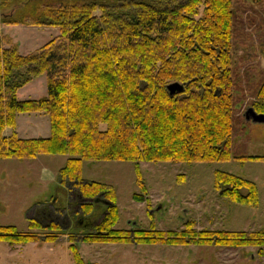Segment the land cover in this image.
Wrapping results in <instances>:
<instances>
[{
	"label": "trees",
	"instance_id": "obj_1",
	"mask_svg": "<svg viewBox=\"0 0 264 264\" xmlns=\"http://www.w3.org/2000/svg\"><path fill=\"white\" fill-rule=\"evenodd\" d=\"M0 7L12 8L0 26L60 30L22 54L0 27V159L68 154L60 182H73L88 199L81 205L83 213L96 211L102 198L106 205L96 226L106 234L87 235L84 241L129 242L131 235L113 227L118 219L114 186L82 179L85 160L209 162L232 157L233 0H0ZM43 74L47 94L18 99V91ZM174 81L183 83L184 90L171 95L167 86ZM258 96L255 108L264 112V84ZM36 112L49 115L50 135L20 137L18 114ZM8 128L13 131L7 133ZM248 158L264 156L240 157ZM215 183L228 185L223 194L233 201L258 200L256 183L236 174L217 170ZM219 233L218 243L264 246V231ZM135 235L138 242H179L141 230ZM39 237L0 225V240L10 244ZM69 247L84 264L79 247L73 242Z\"/></svg>",
	"mask_w": 264,
	"mask_h": 264
},
{
	"label": "rangeland",
	"instance_id": "obj_2",
	"mask_svg": "<svg viewBox=\"0 0 264 264\" xmlns=\"http://www.w3.org/2000/svg\"><path fill=\"white\" fill-rule=\"evenodd\" d=\"M11 9L0 7V18ZM0 27L8 43L18 44L22 54L60 33L52 26L2 23ZM231 53L229 160H85L82 179L114 186L118 219L113 227L131 234L129 242H101L84 241L83 237L106 234L96 228L104 217L105 201L102 198L91 214L83 213L81 205L88 199L73 182H60V169L68 154L0 159V225H14L21 233L41 235L39 240L27 243L0 240V264H79L69 247L71 242L79 247L84 264H264V246L216 242L223 237L220 231H264V159H240L264 156V123L245 116L249 107L255 108L264 84V0H233ZM46 94L43 74L22 87L18 99ZM50 125L47 113H19L15 130L20 137H46ZM12 131L7 129V133ZM217 170L255 182L257 202L233 201L223 194L228 185L216 187ZM240 191L247 194L248 189L242 187ZM36 221L39 225L31 226ZM52 222L60 226L50 227ZM139 230L179 242H138L135 234ZM202 231L211 235L200 234ZM201 238L211 242L199 243Z\"/></svg>",
	"mask_w": 264,
	"mask_h": 264
},
{
	"label": "water",
	"instance_id": "obj_3",
	"mask_svg": "<svg viewBox=\"0 0 264 264\" xmlns=\"http://www.w3.org/2000/svg\"><path fill=\"white\" fill-rule=\"evenodd\" d=\"M167 87L171 95L184 90V84L178 81L169 83ZM245 116L254 122L264 123V112H258L254 107H249L245 112Z\"/></svg>",
	"mask_w": 264,
	"mask_h": 264
},
{
	"label": "crops",
	"instance_id": "obj_4",
	"mask_svg": "<svg viewBox=\"0 0 264 264\" xmlns=\"http://www.w3.org/2000/svg\"><path fill=\"white\" fill-rule=\"evenodd\" d=\"M40 155V154H39ZM38 155V156H39ZM38 156H36V157H34V158H27V159H35V158H37ZM4 159H18V158H4ZM38 235H40V234H38ZM41 236V235H40Z\"/></svg>",
	"mask_w": 264,
	"mask_h": 264
}]
</instances>
